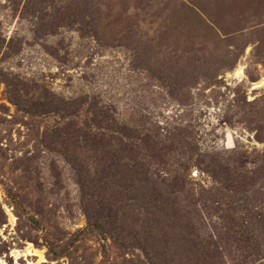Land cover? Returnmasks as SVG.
I'll list each match as a JSON object with an SVG mask.
<instances>
[{
    "label": "rangeland",
    "instance_id": "obj_1",
    "mask_svg": "<svg viewBox=\"0 0 264 264\" xmlns=\"http://www.w3.org/2000/svg\"><path fill=\"white\" fill-rule=\"evenodd\" d=\"M38 6L0 0V264H232L213 242L227 173H264V0Z\"/></svg>",
    "mask_w": 264,
    "mask_h": 264
},
{
    "label": "trees",
    "instance_id": "obj_2",
    "mask_svg": "<svg viewBox=\"0 0 264 264\" xmlns=\"http://www.w3.org/2000/svg\"><path fill=\"white\" fill-rule=\"evenodd\" d=\"M7 1L14 10L19 9L23 3L24 8H38L40 7L38 5L43 4L51 7L53 4V0L52 2L51 0ZM2 44L3 40L0 35V47ZM95 113L93 111L91 114L96 115ZM84 125L83 130L85 133L94 136V138H103L105 132L110 131V126L104 119L98 120L97 118H92L91 124L85 123ZM227 174L229 178L226 180L227 184L225 188L231 189L236 194H221V199H226L227 205L225 206L230 215L227 220L228 224L225 229V236L218 235L217 239L219 240L213 243L217 244L219 241H225L226 243H231L233 248L232 250H220V252L209 253V250L207 251L205 247V252L201 254L208 258L215 253V257L218 255V258L222 259V261L227 258L232 264H264V173L260 169L257 170L255 168L248 172L237 171L235 169V171L231 170ZM180 179H183L181 175L174 177L176 182ZM232 188H235L236 191ZM240 193H242L241 197L238 196ZM203 207H205V202H203ZM196 213H199L197 209ZM224 263L226 262L224 261ZM210 264H214V261H211Z\"/></svg>",
    "mask_w": 264,
    "mask_h": 264
},
{
    "label": "bare ground",
    "instance_id": "obj_3",
    "mask_svg": "<svg viewBox=\"0 0 264 264\" xmlns=\"http://www.w3.org/2000/svg\"><path fill=\"white\" fill-rule=\"evenodd\" d=\"M243 74V68L242 67H239L237 70H236V75H242ZM264 81V80H263ZM263 81H260V83H263Z\"/></svg>",
    "mask_w": 264,
    "mask_h": 264
}]
</instances>
